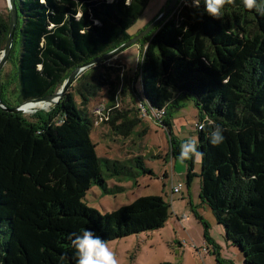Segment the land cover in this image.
Instances as JSON below:
<instances>
[{
	"label": "trees",
	"instance_id": "obj_1",
	"mask_svg": "<svg viewBox=\"0 0 264 264\" xmlns=\"http://www.w3.org/2000/svg\"><path fill=\"white\" fill-rule=\"evenodd\" d=\"M149 1L16 0L15 43L22 35L19 104L58 92L76 68L129 41L135 36L129 30ZM185 1L138 43L142 102L166 109L163 126L174 157L172 119L193 101L198 125L204 126L197 143L203 153L202 203L211 207L245 264H264V15L246 9L242 0H226L223 17L216 20L204 13L203 0L198 9ZM9 28L10 16L0 14V56ZM108 64L94 69L111 71ZM87 78L84 73L76 81L86 79L79 92L85 101L103 86L98 77ZM2 86L0 81L3 104L14 108ZM74 87L49 112L25 117L0 107V264H75L71 234L91 229L109 243L161 229L170 218L171 205L161 196L140 197L105 214L84 203L94 186L107 192L109 178L148 171L141 158L129 169L98 155L94 123L78 105ZM110 93L116 94L113 82ZM119 115L115 110L111 116L114 127ZM133 124L118 129L126 133ZM216 125L226 131L223 142L212 145ZM194 161L190 158L188 186L196 176ZM206 242L220 257L208 235Z\"/></svg>",
	"mask_w": 264,
	"mask_h": 264
},
{
	"label": "rangeland",
	"instance_id": "obj_2",
	"mask_svg": "<svg viewBox=\"0 0 264 264\" xmlns=\"http://www.w3.org/2000/svg\"><path fill=\"white\" fill-rule=\"evenodd\" d=\"M169 1L150 0L145 13L131 27L129 34L138 35L139 31L144 30L164 10ZM0 14L10 16L7 0H0ZM21 43L22 35L19 33L12 49V56L0 75V81L3 83L2 92L14 108L20 106L17 68ZM107 63H111L108 64L111 71L94 69L96 65L81 74L86 73L87 79L95 76L102 81L103 86L98 95L89 101H85L79 95V92L83 91V83L86 81L84 79L73 84L76 101L94 123L92 139L98 146L97 153L101 158L125 162L129 164V169L133 160L141 158L144 169L148 172L143 173L140 168L132 169L127 170L122 179L109 178L107 192L94 186L83 201L102 214L113 212L132 204L137 198L147 196H161L171 205L170 218L163 228L108 243L118 264H245L242 252L227 241L226 230L224 226L218 224L211 207L202 203L201 157L194 161L196 176L190 186L187 180L190 158L184 161L178 159L180 152L178 142L181 143L179 140L184 142L190 137H196L197 143L199 141L196 126L200 123L199 109L193 101H186L184 109L173 117L171 130L176 139V154L173 161L169 157L172 150L170 133L155 120L142 117L139 112V103L144 100L139 71L141 46L137 43ZM106 71L109 76H105ZM112 82L115 95L110 93ZM122 89H126V92L122 93ZM54 106L56 105L48 106L44 110L37 108L34 112L22 115L28 117L38 111L49 112ZM99 106L110 109L111 111H108L111 116L115 110L120 112L114 122L116 127L109 123L110 116L108 121L98 120L96 123L94 112ZM128 121L134 124L129 132L123 133L118 128ZM179 184L183 185V190L173 195L172 188ZM206 235L216 241L220 248V257L214 252L213 245L206 244ZM207 248L211 253L205 252Z\"/></svg>",
	"mask_w": 264,
	"mask_h": 264
},
{
	"label": "clouds",
	"instance_id": "obj_3",
	"mask_svg": "<svg viewBox=\"0 0 264 264\" xmlns=\"http://www.w3.org/2000/svg\"><path fill=\"white\" fill-rule=\"evenodd\" d=\"M201 0H192V7L198 9ZM246 9H255L256 13L264 15V0H242ZM226 0H203V11L213 19L220 20L224 14ZM201 124V128H203ZM226 130L216 125L210 133L212 145H219L224 140ZM203 153L197 148V138L190 137L180 145L178 159L184 161L192 157H201ZM71 248L74 250L75 264H118V260L107 241L91 229H83L79 234L69 236Z\"/></svg>",
	"mask_w": 264,
	"mask_h": 264
},
{
	"label": "water",
	"instance_id": "obj_4",
	"mask_svg": "<svg viewBox=\"0 0 264 264\" xmlns=\"http://www.w3.org/2000/svg\"><path fill=\"white\" fill-rule=\"evenodd\" d=\"M8 1V6H9V13H10V28H9V34L6 42L5 49L1 53L0 56V73L3 70V68L6 66L14 43H15V35H16V30H17V25L19 21V11H18V6L16 0H7ZM181 0H170V2L167 4V6L164 8V10L158 15V17L151 23L149 24L144 30H142L138 35L132 37L129 41L125 42L115 50L104 54L100 57H97L88 63L76 68L68 77V79L64 82L62 85L61 89L54 93L50 94L38 99H33L30 101H27L23 104H21L19 107L16 108H7L1 99L0 95V107L10 113L13 114H24L25 109L24 106L28 104H43L44 106H52V105H57L60 103V101L63 99L65 94L68 92L70 87L73 86V84L76 82L78 77L86 71L88 68L96 66L98 64H102L108 61L113 60L116 58L120 53L128 49L129 47L139 43L141 40H143L146 36L151 34L155 29H157L163 22H165L178 8ZM46 108H40V110H44ZM36 111V110H34ZM32 111V112H34Z\"/></svg>",
	"mask_w": 264,
	"mask_h": 264
},
{
	"label": "built area",
	"instance_id": "obj_5",
	"mask_svg": "<svg viewBox=\"0 0 264 264\" xmlns=\"http://www.w3.org/2000/svg\"><path fill=\"white\" fill-rule=\"evenodd\" d=\"M139 112L141 113V116L144 118H148L151 120H155L156 123H159L160 126L163 127V121L165 119L166 116V109L163 108L162 110H156L154 108H150L148 106H146L143 102L139 103ZM110 109H106L105 107L99 106L97 109H95L94 115L96 117V123L98 122V120L100 122H104V121H108L109 117H111V114L109 113ZM111 111V110H110ZM198 130H202L201 125H196ZM183 185L179 184L177 186H174L172 188V194L176 195L181 193V191L183 190ZM208 248L205 250V252H208Z\"/></svg>",
	"mask_w": 264,
	"mask_h": 264
},
{
	"label": "bare ground",
	"instance_id": "obj_6",
	"mask_svg": "<svg viewBox=\"0 0 264 264\" xmlns=\"http://www.w3.org/2000/svg\"><path fill=\"white\" fill-rule=\"evenodd\" d=\"M47 108L48 106H44L43 104H28L26 106H24L25 109V113H31L32 111H34L37 108Z\"/></svg>",
	"mask_w": 264,
	"mask_h": 264
},
{
	"label": "crops",
	"instance_id": "obj_7",
	"mask_svg": "<svg viewBox=\"0 0 264 264\" xmlns=\"http://www.w3.org/2000/svg\"><path fill=\"white\" fill-rule=\"evenodd\" d=\"M133 88H134V87H133ZM134 90H135V89H134ZM184 105H186V102L184 103ZM184 107H185V106H184ZM182 109H184V108H182ZM182 109H180L178 112H180ZM178 112H177V113H178ZM177 113H176V114H177ZM176 114H175V115H176ZM175 115H174V116H175ZM163 128H165V127L163 126ZM171 128H172V127H171ZM165 129H166V128H165ZM172 134H173V132H172ZM170 136H171V135H170ZM173 137H174V135H173ZM174 138H175V137H174ZM179 141H182V140H179ZM169 157H171V156L169 155ZM192 158L195 160V162H196V160L198 159L197 157H192ZM171 160L174 161V157H173V156L171 157ZM174 168H175V167H174ZM187 177H188V176H187ZM215 243H216V241H215ZM219 249H220V248H219ZM208 250H209V252L211 253V250H210L209 248H208ZM218 251H219V250H218ZM219 254H220V253H219ZM232 264H234V263H232Z\"/></svg>",
	"mask_w": 264,
	"mask_h": 264
}]
</instances>
